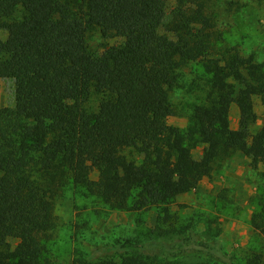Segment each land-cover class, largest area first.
<instances>
[{"label": "trees", "instance_id": "obj_1", "mask_svg": "<svg viewBox=\"0 0 264 264\" xmlns=\"http://www.w3.org/2000/svg\"><path fill=\"white\" fill-rule=\"evenodd\" d=\"M173 1L169 17L163 0H0V80L14 81L16 102L0 110V264H53L56 202L69 187L114 210L167 212L236 153L264 163V125L251 133L255 98L264 106V63L224 43L213 11L216 3L239 10L241 1ZM96 32L120 44L94 51ZM192 64L206 91L179 132L170 93ZM93 95L103 98L90 111ZM74 264L151 262L133 254Z\"/></svg>", "mask_w": 264, "mask_h": 264}, {"label": "rangeland", "instance_id": "obj_2", "mask_svg": "<svg viewBox=\"0 0 264 264\" xmlns=\"http://www.w3.org/2000/svg\"><path fill=\"white\" fill-rule=\"evenodd\" d=\"M240 1L241 8L233 11L220 3L214 5L217 29L228 47L245 56L254 54L264 63V0ZM162 8L170 17L175 2L163 0ZM1 36L6 39V33ZM89 43L94 51H102L120 41L103 40L96 32L90 35ZM183 71L181 86L170 93L179 114L169 123L179 132L186 129L192 106L206 91L200 65L192 64ZM102 98L93 95L86 108L95 111ZM15 104L14 81L1 79L0 110ZM254 108L257 122L251 127L252 134L264 125V106L259 98H255ZM230 121L233 129L239 127L235 105ZM126 154L130 159L140 157L136 151ZM201 155V149L194 150L195 159ZM92 179H97L96 172ZM167 208V212L164 208L114 210L85 188L69 187L56 202V228L48 244L50 259L53 264H74L79 259L119 260L140 254L151 264H227L228 259L232 264H264V163L255 165L238 152L216 165L196 190L177 196ZM150 244H160L164 252L143 250Z\"/></svg>", "mask_w": 264, "mask_h": 264}]
</instances>
